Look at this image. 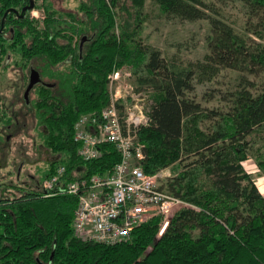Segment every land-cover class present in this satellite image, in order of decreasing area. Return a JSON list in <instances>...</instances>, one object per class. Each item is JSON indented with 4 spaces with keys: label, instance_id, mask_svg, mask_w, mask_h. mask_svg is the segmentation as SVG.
<instances>
[{
    "label": "trees",
    "instance_id": "obj_1",
    "mask_svg": "<svg viewBox=\"0 0 264 264\" xmlns=\"http://www.w3.org/2000/svg\"><path fill=\"white\" fill-rule=\"evenodd\" d=\"M19 1L0 4L4 9ZM146 1L81 0L82 16L69 12L68 22L44 0L43 27L30 18L15 25L10 51L16 63L40 61L43 77L58 83L39 86L33 101L44 143L55 154L43 179L61 164L70 179H81L109 172L121 160L113 143L103 144L99 158L83 159L74 123L83 113L100 115L111 102L110 76L131 66L141 72L137 91L152 95L149 123L138 131L143 170L153 175L177 163L179 172L162 187L193 206L176 212L161 235L163 217L157 215L129 239L106 244L75 234L77 195L27 188L0 199V264H264V195L243 164L251 138L264 128V83L254 92L256 84L245 76L264 70V43L251 37L264 39V0H241L250 18L259 19L245 33L218 16L213 0H155L167 16L209 22L208 52L186 67L143 43ZM83 34L81 47L82 38L75 37ZM224 68L240 71L243 87L229 94L231 108L219 112L190 93L197 76L211 79ZM257 163L264 166V160Z\"/></svg>",
    "mask_w": 264,
    "mask_h": 264
},
{
    "label": "rangeland",
    "instance_id": "obj_2",
    "mask_svg": "<svg viewBox=\"0 0 264 264\" xmlns=\"http://www.w3.org/2000/svg\"><path fill=\"white\" fill-rule=\"evenodd\" d=\"M51 1L57 10L56 16H60L68 22H71V18L67 15L69 12H75L78 16H82L80 11L81 0ZM122 1L124 0H119V4ZM43 2L44 0H35L34 11L29 13L31 19L35 20L34 23L39 28L43 27V19L46 16ZM213 4V7L219 12L217 13L218 16L242 33L247 32L249 23L253 22L254 24L259 21L258 18H250L249 9L241 0H213ZM145 10L147 18L141 33L143 43L158 48L163 57L178 67H186L191 63L204 59L205 54L208 52L207 36L210 31L207 20L190 21L167 16L160 11L155 0H147ZM84 36L87 39V35L83 34L81 37H75V40H80ZM251 37L264 43V39L260 40L252 33ZM37 64L28 63V65L23 66V70H20L12 60L7 65L8 67L0 68V98L2 101H8V103L12 99L13 107H17L14 113H8L6 110L0 112V196H12L10 191L12 189L13 191L16 190L13 188L15 184H21L26 189H34L40 186L43 173L49 169L50 161L55 155L44 143L42 137L43 127L41 125L38 129L35 110L22 108L23 111H19V107H22L25 103L23 94L27 83L26 79L20 77L19 72L29 74L31 66L40 71L41 66ZM65 67V64H61L58 68L62 70ZM138 74H141V72L136 73L131 66L122 67L120 74L115 77L116 79L110 85V91L114 94V97L119 90L118 94L121 97H117V101L120 104L125 103L127 105L129 100L132 99V89L126 92L123 90L132 87L134 89L133 94L134 91L138 92ZM245 76L256 84V88L253 89L254 92L261 89L264 83V70L259 75L245 73ZM43 78L45 81L51 82L48 77ZM241 81L240 71L224 68L211 79L197 76L193 81L195 84L194 90L190 94L202 106L225 112L233 105V99L229 94L243 87ZM55 85L58 87V83H55ZM37 89L38 87L29 92L32 103L37 99ZM139 92L148 101V104L152 102L151 92L145 88L139 90ZM219 120L220 117L211 121L204 119L200 122V125L204 128L207 124L214 125ZM258 160H264V128L258 129L251 138L248 159L243 162L244 168L254 176L259 191L264 195V166H259ZM178 167L179 165L175 163L158 170L157 172L161 171L162 173L157 182L159 186L165 187L167 181L179 172ZM18 192H16V195H18ZM162 228L160 235L163 231Z\"/></svg>",
    "mask_w": 264,
    "mask_h": 264
},
{
    "label": "built area",
    "instance_id": "obj_3",
    "mask_svg": "<svg viewBox=\"0 0 264 264\" xmlns=\"http://www.w3.org/2000/svg\"><path fill=\"white\" fill-rule=\"evenodd\" d=\"M121 70L112 73L110 85ZM129 89L132 99L127 105L117 101L121 97L119 90L115 97L111 92V102L100 115L83 113L74 123L79 155L85 160L99 158L103 144L113 143L121 154L114 168L88 178L70 179L65 165L61 164L43 183L48 195L78 196L73 228L85 240L106 244L127 240L136 227L157 215L163 217L164 229L181 208L193 206L159 186L161 171L151 175L143 170L141 160L145 156L138 131L149 123L151 103L140 92L133 94L132 87L123 91Z\"/></svg>",
    "mask_w": 264,
    "mask_h": 264
},
{
    "label": "flooded vegetation",
    "instance_id": "obj_4",
    "mask_svg": "<svg viewBox=\"0 0 264 264\" xmlns=\"http://www.w3.org/2000/svg\"><path fill=\"white\" fill-rule=\"evenodd\" d=\"M30 4H31V0H20L16 7L8 6V7H5L4 9L2 8L3 6L0 4V68L4 69L5 67H8L7 65H9L11 63V61L14 60L12 53L10 51L11 46H12V41H13L12 39L14 36L13 34L15 33V27L14 26L15 25L18 26L20 24V22L23 20H27L28 18L31 19L29 13L32 10H34V8L33 9H25ZM34 5H35V0H34ZM14 63L17 66V68L20 70H23L24 69L23 66L26 65V63H24V62H22L21 64H19V62L16 63V60H14ZM33 71H37L39 73L40 81L38 83H36L31 90H33V89H35L41 85L54 87V85H52L51 82H47L44 80L42 73L39 70H37L35 67H32V66L30 67L29 74H26L24 72H19L20 77L27 80L26 88H25V91L23 94V100L25 103L23 105L24 107L23 106L19 107L20 112L23 111L22 108H27V109L32 108L35 110V107L33 106V103L30 100L29 94L26 95V89H27L28 84L30 82V76H31V73ZM12 103H13L12 99H11L10 103H8V101H6V100L2 101V99L0 98V112L1 111L3 112V110H6V112H8V113H14L15 110H17V107H13ZM38 129H39V126H38ZM7 138H9V136H7ZM16 175H17V173H16ZM44 180L45 179H42L41 185L38 187H35L34 190L45 193L44 189H43ZM13 188L16 189L15 190L16 192L19 191L18 195L23 194L25 192V190H27L21 184L20 185L15 184V186ZM15 191H13V189H12L10 191L12 196H0V199H12V198L18 196V195H16Z\"/></svg>",
    "mask_w": 264,
    "mask_h": 264
},
{
    "label": "water",
    "instance_id": "obj_5",
    "mask_svg": "<svg viewBox=\"0 0 264 264\" xmlns=\"http://www.w3.org/2000/svg\"><path fill=\"white\" fill-rule=\"evenodd\" d=\"M33 8H34V0H31V4L28 7H26L25 9H33ZM85 40H86V37L85 36L82 37L81 42H80L81 43V47H82V45H83ZM39 81H40L39 73L37 71H33L31 73V76H30V82H29L28 87L26 89V95L29 94V92L34 87V85L36 83H38Z\"/></svg>",
    "mask_w": 264,
    "mask_h": 264
}]
</instances>
